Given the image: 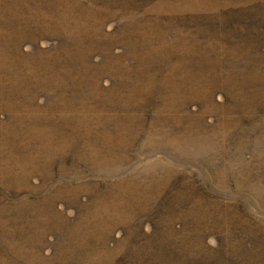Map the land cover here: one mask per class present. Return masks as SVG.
Masks as SVG:
<instances>
[{
  "label": "rangeland",
  "instance_id": "obj_1",
  "mask_svg": "<svg viewBox=\"0 0 264 264\" xmlns=\"http://www.w3.org/2000/svg\"><path fill=\"white\" fill-rule=\"evenodd\" d=\"M0 264H264V0H0Z\"/></svg>",
  "mask_w": 264,
  "mask_h": 264
}]
</instances>
